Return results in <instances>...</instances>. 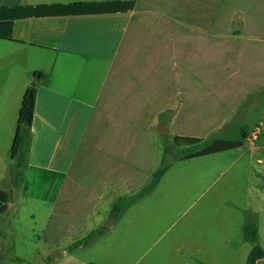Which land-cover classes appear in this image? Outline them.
I'll use <instances>...</instances> for the list:
<instances>
[{"label": "crops", "instance_id": "obj_1", "mask_svg": "<svg viewBox=\"0 0 264 264\" xmlns=\"http://www.w3.org/2000/svg\"><path fill=\"white\" fill-rule=\"evenodd\" d=\"M116 1L135 4L129 11H49ZM17 8L44 10L3 21L12 28L10 39H0V106L22 103L35 72L43 73L35 79L32 142L20 190L37 175L53 189V211L62 215L73 209L86 221L109 200L110 219L115 199L141 189L159 167L155 129L161 121L171 119L166 127L175 136L201 138L195 122L223 121L237 106L232 88L264 83V0H0L2 10ZM235 12L244 15L242 34L230 30ZM8 116L0 113V127H8ZM182 121L193 129L181 132ZM252 224L256 245L264 249V233Z\"/></svg>", "mask_w": 264, "mask_h": 264}, {"label": "rangeland", "instance_id": "obj_2", "mask_svg": "<svg viewBox=\"0 0 264 264\" xmlns=\"http://www.w3.org/2000/svg\"><path fill=\"white\" fill-rule=\"evenodd\" d=\"M255 27L249 26L253 32ZM230 30L244 32L241 12H235ZM260 70L264 73V67ZM229 85L219 88V95ZM230 91L240 99L235 109L208 126L195 122L196 131L209 142L241 141L242 148L174 161L155 191L122 217H107V200L86 221L73 209L68 216L53 211V189L37 175H29L25 192L13 189L10 170L16 160L9 154L21 102L8 110L0 106V113L5 110L10 117L8 127L7 122L0 127V193L10 194L0 215V264H246L254 246L244 240L245 224L256 223L264 233V83ZM182 102L183 94L181 109ZM169 120L155 129L161 147L175 137L168 127V132L160 131ZM187 127L182 121L181 132ZM243 129L260 135L243 139ZM101 227H106L104 234L89 246L70 250L76 240ZM260 242L264 246V234Z\"/></svg>", "mask_w": 264, "mask_h": 264}, {"label": "trees", "instance_id": "obj_3", "mask_svg": "<svg viewBox=\"0 0 264 264\" xmlns=\"http://www.w3.org/2000/svg\"><path fill=\"white\" fill-rule=\"evenodd\" d=\"M134 4V1H116L105 4L78 3L49 8V11L69 14L100 13L107 10L129 11L133 8ZM42 10H44V8H17L12 10L0 9V12L9 11L10 14L5 17L0 16V39L11 38V22L3 21L13 20L18 17L24 18L37 16ZM34 77L35 79H41L43 77V73L35 72ZM35 106L36 88L31 86L26 90L22 99L21 108L18 114L17 129L9 154L11 159L16 160L15 167L10 170V177L12 180L13 189L15 191L20 190L24 186L26 181L25 171L28 167L29 162ZM247 133L248 132L246 130H242L243 139L249 138ZM242 147L243 142L241 141L216 139L213 142H209L208 140L203 138L175 136L171 142H164L162 144L161 163L157 170L153 173L147 184H145L141 189L132 194L121 195L115 199V201L111 205L110 218L122 217L124 213L129 210L134 204L153 193L174 161H184L212 156L240 149ZM9 197L10 194L8 193H0V215H2L6 211L5 203L8 201ZM105 230L106 227H101L100 229H97L95 231H90L83 238L76 240L75 243L70 246V250L89 246L94 239L102 236ZM244 236L248 242L255 244V247L251 250L248 256L246 264H257L258 260L264 259V249L256 245L258 241V229L256 225L248 223L245 226Z\"/></svg>", "mask_w": 264, "mask_h": 264}, {"label": "water", "instance_id": "obj_4", "mask_svg": "<svg viewBox=\"0 0 264 264\" xmlns=\"http://www.w3.org/2000/svg\"><path fill=\"white\" fill-rule=\"evenodd\" d=\"M37 84V81H35L32 86L35 87ZM161 132H168V129L166 128V125H163L162 128L160 129ZM110 226V225H109Z\"/></svg>", "mask_w": 264, "mask_h": 264}, {"label": "built area", "instance_id": "obj_5", "mask_svg": "<svg viewBox=\"0 0 264 264\" xmlns=\"http://www.w3.org/2000/svg\"><path fill=\"white\" fill-rule=\"evenodd\" d=\"M257 135H258L257 131H254L252 137H253L254 139H256V136H257Z\"/></svg>", "mask_w": 264, "mask_h": 264}]
</instances>
